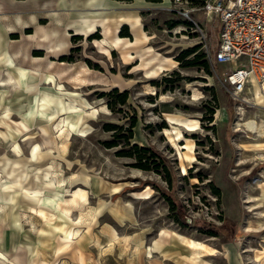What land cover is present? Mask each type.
<instances>
[{
	"label": "rangeland",
	"instance_id": "rangeland-1",
	"mask_svg": "<svg viewBox=\"0 0 264 264\" xmlns=\"http://www.w3.org/2000/svg\"><path fill=\"white\" fill-rule=\"evenodd\" d=\"M30 1L34 6L27 5ZM45 2L6 0L3 8L10 28L2 47L29 75L16 94L0 89V250L18 264L21 253L23 264H264V152L246 149L264 142V104L251 89L236 95L221 81V73L235 63L213 60L219 18L206 15L195 0ZM83 14L96 20V32L88 37L70 24L63 55L52 58L57 72L85 63L90 70L81 74L92 83L65 82L58 93L57 81L46 83L42 68H32L44 67L47 54L41 50L44 58L32 57L40 49L27 33H35L37 20L47 26L54 15ZM121 15L138 16L141 31L150 36L130 48L132 56L123 44L111 50L99 42L105 38L104 23L111 28L110 17ZM121 29L130 34L123 37L134 39L125 21L112 36ZM155 55L175 64L147 77L143 61ZM62 57L64 64L58 61ZM125 90L122 103L119 95ZM44 92L57 101L43 104L47 111L36 99ZM60 100L66 108L49 116ZM168 114L196 119L199 127H180L183 137L175 132L170 137ZM62 115L66 128L74 123L66 151L61 136L57 147L44 152L24 146L22 120L36 135L35 125L50 126ZM108 142L118 145L108 147ZM133 143L151 147L168 169H143L134 166L136 156L118 154ZM78 187L88 190V201L66 214L57 201ZM76 228L79 235L71 233ZM188 238L217 251L192 254ZM5 262L10 264L0 258V264Z\"/></svg>",
	"mask_w": 264,
	"mask_h": 264
},
{
	"label": "bare ground",
	"instance_id": "bare-ground-1",
	"mask_svg": "<svg viewBox=\"0 0 264 264\" xmlns=\"http://www.w3.org/2000/svg\"><path fill=\"white\" fill-rule=\"evenodd\" d=\"M35 3L36 2H34V1H32V2L30 1L27 3V5L32 7V6H34ZM45 3L59 6V5L64 3V0H46ZM208 15H210V17H211L212 13H208ZM52 20L53 21H51L47 26L39 24V20H37L36 25H38V26H37L35 33H29V34L27 33V35H29L31 37L30 41H32L34 43V45H36L35 49L45 50L46 54H47L46 55L47 56L46 63L44 65V67L36 66V64H34V67H32V68L35 69L36 71L39 69L41 70V68H42L44 78L47 79V81H45L46 83H51V82L57 81L58 85L55 86V89L56 88L58 89V91H57L58 93H63V91H61V90H63L65 88L64 87L65 82H67V83L74 82L76 84V87H83V86L91 84L92 82H90V83L88 81L86 82L85 81L86 79H84V77H83L84 74L83 75L81 74L82 70H86V71L90 70V67H87L85 65V63L81 64L79 68H74V69L72 67H67V66L64 68L61 67L60 71L57 72V71H55L57 60H55L52 57L57 56V55L62 56L64 53L63 51L66 47L67 38H68L67 37L68 32H66V30H65V28L67 26L72 24V25H74L75 31L77 33L85 34L86 36L90 37L92 35V33L96 32V25H97L96 20H90L88 18V16L85 14H83L81 16H77V17H71V18H65L64 16L62 17L59 15H54V16H52ZM110 21L113 22L112 24L109 22L113 27L109 28L106 25V23H104L103 33H104L105 38L99 42L104 46L111 47L112 48L111 50L115 49V46L123 44L124 47L127 48L126 55L132 56V54H131L132 52H130L131 51L130 48L132 46L138 47L150 38V36L148 34H146V32L141 31L140 21H139L138 16L121 15L118 18L110 17ZM121 21L130 22L131 31L134 35V39L133 38H125V37L121 36L120 34L116 35V36H112L113 29L114 28L118 29L119 23ZM179 31L180 30H177V32H179ZM14 53H16V51ZM150 55H152V54H150ZM159 56L155 55V56H153L152 59H146L143 61L144 65H145V70H146L145 75L147 77H152V76H154L153 74H158V73L162 72L163 70L168 69L169 64L171 62L174 63V60L170 59L169 57L164 56L165 58H163V57L161 58ZM1 57L6 59V61H8V67H7L6 76L2 80L0 79V89L1 90H10V91L12 89H14L15 94H16L21 90L23 85L27 84L26 79H27V76L29 75V72L27 71L26 67H24V66H16L17 64L15 63L13 56L9 52L5 51L1 55ZM32 57L34 59L44 58L43 55H36V54H33ZM144 58H146V57H144ZM59 59L60 60H58V61L60 63H63V64L65 63L64 60H61V58H59ZM91 78H93V77H91ZM251 90L253 91L254 97L257 99V102L264 104V94L262 93L261 86H260L259 82L254 80L253 85L251 87ZM1 95H5L4 91L2 92ZM36 99H37V102L39 104H41L42 107H44L43 104L44 105L47 104L49 106V105H51V102L57 103V101H56V99H54V97H52L49 93H45V92L43 93L42 97L39 95L36 97ZM41 100H43V101L41 102ZM60 103H61L59 105L60 107L57 110H55V111L51 110V112L48 113L49 116H51L52 113H54V112L55 113L58 112L59 109L63 110L66 108L65 104L63 103L62 100H60ZM46 108L47 107H44V110L47 111ZM167 118L171 123V128H166V132L169 134L170 137L175 138V136H173L174 132L176 134V138L183 137V134L181 132L180 127H183L185 129L191 130V131L195 130L199 127L198 120H196V119L183 118V117H179V116L172 115V114H168ZM65 122H66V118L63 117V115H62L59 118V120H56V119L52 120V122H51L52 124L50 126L35 125L34 129L36 131V135H30L29 131L31 130V127L24 120H22L19 124V128L22 129L23 131H26L27 136L25 137V139H22L21 141L23 142L24 146L34 145L36 149L44 152V149H46V148L48 149L51 147H57L56 146V137L61 136V138H62L61 143L59 142L61 149L63 151H66L67 147H68L70 130H71V128L74 127V123L73 122L70 123L71 127L69 126L70 127V129H69V128H66ZM248 126L251 128H254L255 122L249 121ZM47 130H50L51 132L54 131L55 134H53V132H52V134H48ZM262 132H264V131H262ZM186 146L188 147V145H186ZM246 149L250 150V151H263L264 152V142L263 143L249 144V145H247ZM184 155L186 158H189V159L194 158V156L190 152H185ZM182 168H183L184 172L187 169L186 166H184V165L182 166ZM64 181H65L64 178H60L59 179L60 185L63 186ZM87 201H88V190L83 188V187H78L77 189H75L72 192L71 197H66V198L60 197L57 202L59 204V207L61 208V210L64 213L70 214L74 207L82 206V205L86 204ZM51 202H53V201H51ZM80 230H81L80 228H76L71 233L75 234V235H79ZM187 240H188V244L195 249V250L193 249L194 252L191 251L192 254L193 253H195L196 255H198L200 253L214 254L217 251V248L215 246H213L209 243H206L204 241L196 240L193 238H188ZM150 252H151V248H150ZM0 258L5 260V261H8L10 264H18L16 262L17 260L14 261V260L8 258V256L2 250H0Z\"/></svg>",
	"mask_w": 264,
	"mask_h": 264
},
{
	"label": "built area",
	"instance_id": "built-area-1",
	"mask_svg": "<svg viewBox=\"0 0 264 264\" xmlns=\"http://www.w3.org/2000/svg\"><path fill=\"white\" fill-rule=\"evenodd\" d=\"M199 9L221 24L213 60L235 63L221 73L223 84L238 95L256 80L264 94V0H202Z\"/></svg>",
	"mask_w": 264,
	"mask_h": 264
},
{
	"label": "trees",
	"instance_id": "trees-1",
	"mask_svg": "<svg viewBox=\"0 0 264 264\" xmlns=\"http://www.w3.org/2000/svg\"><path fill=\"white\" fill-rule=\"evenodd\" d=\"M197 3L201 4L202 0H195ZM121 36H130V34H125L123 30H120ZM36 55H43V52L37 51ZM61 60H65V57H62ZM116 90V88H115ZM121 97V102L125 103L128 97V92L125 90L120 93L119 95ZM137 119L134 118L133 121L131 122V125L129 127V136L128 138L133 137V127L136 125ZM108 129L113 128V124H108ZM128 143L130 144V140L128 139ZM118 145V143L115 142H108L107 146L108 147H113ZM119 155H124V156H136L137 162L134 164V166L143 168V169H154L159 173H163L166 171L167 164L166 161L159 155L157 154L151 147L144 146V145H138V143H133L129 149L126 150H119L118 151ZM167 176V175H166ZM217 193L220 194L219 189H216Z\"/></svg>",
	"mask_w": 264,
	"mask_h": 264
},
{
	"label": "crops",
	"instance_id": "crops-1",
	"mask_svg": "<svg viewBox=\"0 0 264 264\" xmlns=\"http://www.w3.org/2000/svg\"><path fill=\"white\" fill-rule=\"evenodd\" d=\"M5 2L6 0H0V62L3 63V66L0 68V79L2 80L6 75L4 74V70L7 69L8 67V61H6V59L2 58L1 55L8 50L5 49V47H2L3 43L6 41V38H3V35H7V33H9V31H7L10 27L8 25V16H7V9H3L5 6ZM2 10V11H1ZM10 20V19H9ZM17 21V18H16ZM11 23L14 24V28L19 24V22L17 21V23H15L13 20H11ZM14 32V31H13ZM1 66V65H0ZM2 69V70H1ZM19 252V251H18ZM19 263L23 264V256L21 253V257H19ZM8 264V263H6Z\"/></svg>",
	"mask_w": 264,
	"mask_h": 264
}]
</instances>
